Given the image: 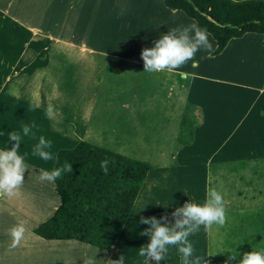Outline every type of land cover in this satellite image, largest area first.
Masks as SVG:
<instances>
[{
  "label": "crops",
  "instance_id": "obj_1",
  "mask_svg": "<svg viewBox=\"0 0 264 264\" xmlns=\"http://www.w3.org/2000/svg\"><path fill=\"white\" fill-rule=\"evenodd\" d=\"M23 1L27 0H0V14H7L11 23L0 27V33L11 35L0 41L1 90L6 92L0 149L14 143L8 132L23 135V125L34 122L35 138L26 136L30 141L25 142L23 137L21 147L32 153L36 139L44 136L52 141L54 159L24 160L29 168L22 187L11 196H0V264H83L96 250H100L97 260L124 255V264H146L138 251L149 241L140 235L149 226L140 224V218L167 216L173 222L171 213L184 203L203 205L208 189L222 195L226 222L207 231L201 225L190 235L193 255L205 264H220L223 253L239 259L245 252L264 251V35L247 33L231 39L211 58L200 51L197 66L189 61L174 72L149 73L144 72L141 50L153 47L169 29L195 22L180 10L166 8L163 0H63L69 13L76 11L77 25L67 22L60 29H66L64 40L47 42L38 38L61 35L49 33L53 20L45 22L46 32L36 21L2 5ZM209 40L215 50L211 35ZM178 72L189 75L181 78ZM75 74L79 82L93 86V95L88 112H68L77 125L73 138L57 127L49 129V116L42 107L54 106V115L61 118L67 112L65 91ZM186 107L195 111L198 124L192 143L181 146L176 138ZM80 142L151 167L119 238L109 249L76 240H45L34 233L60 205L54 183L39 180L40 170H53L58 151ZM229 209L245 214L251 212L245 209L253 210L250 227L257 238L247 243L243 236L229 251L215 255L220 244L212 234L224 229ZM21 223L25 237L12 247L8 230ZM234 232L239 234V227ZM160 264H182L177 246H169Z\"/></svg>",
  "mask_w": 264,
  "mask_h": 264
},
{
  "label": "trees",
  "instance_id": "obj_2",
  "mask_svg": "<svg viewBox=\"0 0 264 264\" xmlns=\"http://www.w3.org/2000/svg\"><path fill=\"white\" fill-rule=\"evenodd\" d=\"M163 2L207 29L216 42L213 55L220 54L231 39L247 33L264 35V0ZM191 114L183 113L176 138L181 146L194 139L198 119ZM105 159L109 161L107 174L100 166ZM65 162L71 163L73 171L64 172L54 183L60 205L34 233L45 240H76L109 249L119 238L151 167L84 142L58 151L54 168Z\"/></svg>",
  "mask_w": 264,
  "mask_h": 264
},
{
  "label": "clouds",
  "instance_id": "obj_3",
  "mask_svg": "<svg viewBox=\"0 0 264 264\" xmlns=\"http://www.w3.org/2000/svg\"><path fill=\"white\" fill-rule=\"evenodd\" d=\"M210 33L206 28L200 27L196 22L186 26L169 29L167 34H162L155 40L154 46L141 50L140 57L143 61L144 72L160 73L163 71L174 72L192 62V66H197L196 54L200 51L207 53L206 58H211L214 52L212 43L209 40ZM181 78L189 74L178 72ZM54 106L49 105L46 109V116H53ZM37 128L33 122L31 125H23V136L35 138L32 129ZM11 147L0 149V196L13 195L24 183V174L28 171L29 165L24 160L25 157L19 154L22 135L20 132L11 131L7 134ZM52 141L40 136L38 143L33 146L32 155L38 156L47 162L54 159ZM109 161H101V169L105 174L108 172ZM71 163L65 162L62 167L54 168L51 171L41 169L39 180L41 182L55 183L64 172H72ZM225 202L222 195L215 189H208L206 201L203 205L186 202L181 207H177L172 213V221L167 216L159 219L156 217H141L139 223L148 225L142 236H147L149 241L139 248L138 255L148 261L160 264L168 253L169 246H177V251L181 254L182 264H205L200 256H194L193 244L188 240L190 235L199 231L203 225L205 230H209L212 225L223 226L226 222ZM26 227L23 223L8 230L12 240V247H16L24 239ZM87 256L83 264H124L125 257L120 255L119 259H95L97 253ZM191 258V259H190ZM237 261V264H264V251H251L243 253L238 259L237 255H229L225 264Z\"/></svg>",
  "mask_w": 264,
  "mask_h": 264
},
{
  "label": "rangeland",
  "instance_id": "obj_4",
  "mask_svg": "<svg viewBox=\"0 0 264 264\" xmlns=\"http://www.w3.org/2000/svg\"><path fill=\"white\" fill-rule=\"evenodd\" d=\"M63 4H64L63 0H48L47 3L45 1H37L35 3L34 2L30 3V1L27 0L23 2H18L13 6H11V4L9 3H3L2 5L5 6L6 8L12 9L16 13H20L22 17L23 16L27 17V20L36 21L40 26V28L44 29L46 32L48 30L45 28V22L53 20L54 22H53L52 32L49 31L48 32L53 34H58L60 32L61 27L65 26L66 28L68 24L73 26L75 22L77 25V15L74 13L76 11L70 10L69 13L68 11L69 9L65 8ZM6 15L2 16L0 14V27H2L3 25L10 26L9 24L11 23ZM65 30H62L60 32L61 35L59 36L55 35L54 38L39 37L38 41L47 42V41H55V40H64L63 38H65L64 37ZM76 35L77 33H75V37H74L75 41L78 40V36L76 37ZM10 37L11 35L9 36L6 33H0V41H4V40L8 41ZM2 84H3V79L0 77V117L4 116L5 100H6V92L5 91L2 92L1 90ZM83 92L87 94L86 97L84 98L79 97V95ZM65 93L68 95L67 97H64V100L67 102L66 105L67 112H64L61 118H56L58 116L53 115L51 117H47L46 119L49 124V129L53 127H57L58 129L68 133L69 137H73V131H74L73 129H76L77 125L76 122L73 120L72 115H70L69 113H79L81 115L83 111L88 112L91 106L93 86L91 87V84H89L88 82H79L78 75L75 74L73 77L71 76L69 87L66 89ZM102 101L103 99L99 97L97 102L98 106H101ZM46 109L47 108L42 107V110L46 111ZM185 112L192 113V110L186 107L184 113ZM192 114L196 115L195 111H193ZM40 119H44V118H40ZM40 119L39 121H41ZM47 132L49 131H45V130L43 131V133H47ZM23 137L25 138V142L30 141V139L27 138L26 136L22 135V138ZM36 140H39V137ZM35 144L36 143L32 145V148ZM26 145H28V143H26ZM4 146L9 147L8 144ZM19 154L24 156L25 160L27 161L35 157L32 155V153H29V149L25 146L22 147L20 146ZM246 210L251 212L245 214L240 210H232V209L228 210V222L224 226V229H217L214 231V234H212V235H216L215 241H217V243L220 244L219 247L216 249L215 255H218L225 251H229L233 244L242 242L244 240V237L247 243H249L250 241H253V243L255 242V239L257 237L255 234H253L255 231L250 227L253 210L245 209L244 211ZM239 215L242 217L241 220L237 219ZM238 227H239V234L235 235L234 229ZM228 256H229L228 253H223L222 256H220L219 258L221 259L220 264H225V261L227 260Z\"/></svg>",
  "mask_w": 264,
  "mask_h": 264
}]
</instances>
